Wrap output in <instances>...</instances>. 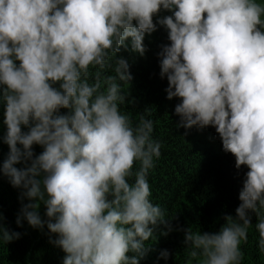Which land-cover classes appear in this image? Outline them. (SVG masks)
<instances>
[{"label":"clouds","instance_id":"1","mask_svg":"<svg viewBox=\"0 0 264 264\" xmlns=\"http://www.w3.org/2000/svg\"><path fill=\"white\" fill-rule=\"evenodd\" d=\"M157 24L170 41L158 55L167 98L180 100L177 126L214 127L235 167L248 169L235 217L226 215L216 233L185 230L186 264H242L249 211L264 254V0H0L2 139L9 146L0 173L29 201L16 224L24 219L58 234L50 242L65 253L63 264H140L150 225L167 223L149 199L161 144L152 119L133 125L121 111L122 85L133 76L117 58L129 38L143 56L145 35ZM34 144L43 147L39 155ZM3 220L0 213V242L18 239Z\"/></svg>","mask_w":264,"mask_h":264},{"label":"trees","instance_id":"2","mask_svg":"<svg viewBox=\"0 0 264 264\" xmlns=\"http://www.w3.org/2000/svg\"><path fill=\"white\" fill-rule=\"evenodd\" d=\"M169 14L162 11L159 15ZM157 19L154 17V22ZM126 44L128 48L121 47L117 58L127 60L133 79L122 85L127 100L120 108L130 117L133 125L141 116L154 121L152 136L161 144V155L154 158V167L149 170V199L153 204L160 205L167 220V223L150 225L153 235L144 242L148 251L140 258V264H186L185 230L189 227L193 231L216 233L225 223L226 215L235 217V209L241 203L239 192L248 169L247 166L235 167V157L223 151L222 141L214 127L193 126L186 129L177 126L180 118L174 109L180 100L167 98V77L160 76L161 57L158 54L164 45L170 44L167 29L157 24L155 32L145 35L146 51L143 56L131 50L130 38ZM54 86L59 87L58 84ZM3 111V105H0V163L9 153V146L2 139L6 134ZM69 111L61 109L59 114H68ZM22 130L29 129L22 126ZM42 151L41 145H33L34 156ZM16 166L24 167V164ZM138 168L139 162L134 171ZM21 192L22 189L14 188L0 173L3 223L11 231L21 234L9 243L0 242V264H63L65 253L50 242L57 239L58 234L51 233L46 225L43 230L33 228L24 219L22 226L16 224L22 204L29 202L26 197L21 201ZM38 211L42 219H47L43 204ZM249 216L252 227L247 243L241 245L244 253L242 264H264V254L259 252L257 243V216L251 211ZM169 226L171 231H168ZM166 232L167 235L164 234ZM163 250L169 252L167 260L160 256ZM128 255L136 254L129 252Z\"/></svg>","mask_w":264,"mask_h":264}]
</instances>
